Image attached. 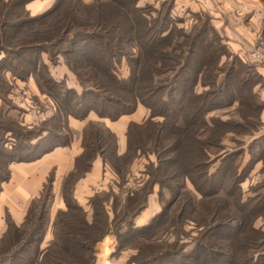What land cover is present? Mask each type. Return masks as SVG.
<instances>
[{
	"label": "trees",
	"instance_id": "16d2710c",
	"mask_svg": "<svg viewBox=\"0 0 264 264\" xmlns=\"http://www.w3.org/2000/svg\"><path fill=\"white\" fill-rule=\"evenodd\" d=\"M30 1L0 0V53H4L0 70L21 80L33 76L54 111L35 130L0 121V131L14 138L11 148L0 143V192L12 163L33 161L70 144L69 117L82 120L94 112L115 121L138 105L149 113L142 122L127 124L122 153L109 128L93 121L85 125L82 151L61 186L65 208L51 219L50 173L20 224L6 215L0 264H92L93 246L125 220L127 229L117 238L133 245L138 254H152L145 264H264V230L255 226L264 215V193L242 198L239 184L246 169L233 172L232 159L226 166H213L223 154L211 155L210 150L220 147L215 128L223 124L210 113L234 104L245 108L246 93H254L246 77L234 80L233 66L223 70L222 62L220 68L212 65L221 57L216 48L209 61L198 53L211 46L203 39L205 24L188 32L176 28L173 0L161 1L154 17L138 5L140 0H54L35 15L25 7ZM6 15L10 21L3 20ZM26 52L30 55L25 58ZM41 53L52 63L62 56L80 91L54 80ZM214 68L222 74L209 75ZM234 87L242 90L233 95ZM3 88L0 76V97ZM256 101L252 110L259 111L264 101ZM242 113L240 118L247 121ZM256 142L249 148H256ZM252 155L250 163L264 159V146ZM97 157L110 173L111 185L88 198V219L73 188ZM137 158L147 161L140 173L145 178L126 189L123 185L132 176L129 166ZM155 189L160 210L136 226L135 217L147 207ZM189 222L198 226L191 243L179 238ZM48 228L52 238L42 246ZM166 231H172L173 240H159Z\"/></svg>",
	"mask_w": 264,
	"mask_h": 264
},
{
	"label": "rangeland",
	"instance_id": "374dc122",
	"mask_svg": "<svg viewBox=\"0 0 264 264\" xmlns=\"http://www.w3.org/2000/svg\"><path fill=\"white\" fill-rule=\"evenodd\" d=\"M161 1L164 0H140L138 2V5L147 9L150 12L151 16L154 17L156 15L155 10L160 8L159 4ZM27 4L25 6L26 9L30 12L31 15H35L28 9ZM176 6L179 7L178 4ZM260 8L262 9H254V11L251 12L250 10H247L245 11V13H242L241 17H239V13L236 12V16H234L236 22L238 20L245 26V23H247V27H250L249 25L251 19V23H253V20L255 21L256 32L255 34L252 32V41H248L246 45L264 46V0H262V5ZM178 11L179 9L175 10V14L171 15L172 21L178 29H182L183 31L188 32L195 26L205 24V33L203 39H206V44L211 43V46H207L205 49L198 50V53H200L203 59L209 61L212 56L211 49L216 48V54H218V56L221 55V57L219 63L215 62L212 63V65L216 64V66L220 68L219 66L222 62L223 64L221 66V69L223 70H225L229 66H233L232 76H234V80L239 77H246L248 79L247 85L250 87L252 86V93H254V95L246 93V100L248 101L246 102L247 107L245 106V108L237 109L236 104H234L231 106L216 109L210 113V116L218 117L223 123L219 127L215 128L218 136H220V147H212L210 150L212 152L211 155H214L215 153L217 155L223 154L221 161L217 160V162L215 163V165L213 164V166H217L219 163L223 164V166H226V164L229 163L232 159L231 162H233L234 166L232 170L233 172L241 173L243 169H246L244 173V179L239 184V188L242 192V198L245 199L247 197H253L264 193V159L257 162H249L250 156H253V152H257L258 146H264V137L260 138V136L264 134V107H262V109L259 111L252 110L253 106L257 102L256 100L260 101V103L264 101V65L249 60L246 51V45L239 49L238 53L235 52L227 42V38L224 33L225 31H223L224 27H219L212 21V15L208 10H198L195 13H187L183 10L179 12ZM224 19L227 21L226 17ZM3 20L10 21V19H8V15H6ZM27 55H30V53L26 52L23 57L26 58ZM34 55H31L30 58H33ZM40 56L42 58V61L46 64L50 75L54 80H64L66 85L70 88H74V85H76V87L78 86L75 76L64 64V59L62 56H58L56 58V63H52L45 53H41ZM238 56L242 57L243 60L240 61L239 59H237L236 57ZM3 57L4 53L2 52L0 53L1 64L4 62V59H2ZM9 58L10 57L6 55V59L9 60ZM120 73L124 75L125 70L121 69ZM206 74H208V72ZM212 74L220 75L222 73H220V71H216L214 68V70H210L209 75ZM0 76L3 79V89L5 90L2 92V95L0 97V121L15 123L22 126L24 125L25 127L29 128L33 127L31 130L37 129L40 126L41 122L49 117L54 111L53 103L50 98H48L45 93H42L39 90L33 76H29L25 78V80H21L18 77L13 76L7 70H0ZM76 87L74 89L80 91V87ZM239 90L241 91L242 88L239 89L234 87L232 89L233 95L234 92L238 94ZM224 96L225 94H223L221 100L224 99ZM240 113H242V116L246 117L247 121L240 118ZM0 132L1 145H3V147L7 149L11 148L12 143L14 142L13 136L6 131ZM255 139L257 140L255 144L256 148H249V145L252 141L254 142ZM249 152L251 153L249 154ZM223 160L225 161V163ZM146 163L147 161L143 158H137L133 161V163L129 166V169H131L132 171V176L129 177L128 181L123 185L124 188H133V186L135 185V181L145 178V176L141 175L140 173L141 170L144 169V165ZM248 167L249 169H247ZM110 176V173L105 170L103 175L104 180L102 178V182L104 183L101 186H104L106 190L108 189L107 184L108 186L111 185ZM188 185L192 190L191 185L189 183ZM112 186L117 191L115 185L113 184ZM100 191H98L97 193H100ZM101 192H103V190ZM153 195L154 202H150L147 209H143V211L139 213L141 215L139 216L137 221L145 220V223H147L149 219L156 213V211L160 210L156 192ZM120 210H122V208H120ZM110 215H112L111 212ZM255 224L256 227H261V229L264 230V215L258 217L255 220ZM127 226V220L122 221L116 227H113L111 232L106 234L110 238H114V240L111 241L108 247L104 248L103 252H97L96 246L98 245V243L93 246L96 260L92 264H100L102 259L106 256L112 257L114 264H145L150 261L149 257H151L152 254L146 253L147 251L138 254L139 251L136 250L133 245L121 243L120 239L117 238V235L123 234L126 231ZM183 228L184 231L179 238L183 240V242L191 243L192 239L197 236L198 226H195L193 223L189 222V224H184ZM159 238V240L167 239L171 241L174 239V235H172V231H166L162 233ZM134 255L138 256L134 258ZM141 258H145V260L138 262Z\"/></svg>",
	"mask_w": 264,
	"mask_h": 264
},
{
	"label": "crops",
	"instance_id": "0c3cea01",
	"mask_svg": "<svg viewBox=\"0 0 264 264\" xmlns=\"http://www.w3.org/2000/svg\"><path fill=\"white\" fill-rule=\"evenodd\" d=\"M54 0H33L27 4L28 9L34 14L41 13L47 9ZM90 2L92 0H83ZM178 4L179 7L176 5ZM262 0H173L171 15L175 14V10H183L185 12H197L198 10H208L211 13L212 21L219 27L222 26L230 47L238 53L239 49L244 47L247 42H251L255 34V21L251 19L250 27H247L238 20L235 21L234 16L238 12L241 17L242 13L254 9L261 10ZM178 11V12H179ZM184 13V12H183ZM248 13V12H247ZM227 18V21L224 19ZM250 21V20H249ZM249 30V31H248ZM231 43V44H230ZM263 70V69H262ZM73 86V85H72ZM74 88L76 85L73 86ZM78 88V86L76 87ZM148 109L142 105H138L134 112L120 116L117 120L111 121L107 118H100L94 112H90L84 119H76L69 117L68 127L72 134L71 142L68 146H59L44 154L41 158L28 161L16 162L10 165V176L8 180L2 183L0 192V237L6 229V215L15 224H20L26 214L30 201L38 197L43 184L47 181L48 175H53V200L50 208V217L54 215L58 209H64L65 205L61 195V186L64 178L73 169L74 158L82 151L81 140L82 131L89 121L97 122L109 128L117 137L118 153H122L126 146L125 131L127 124L131 121L140 123L148 116ZM104 168L100 158H96L92 163L91 170L84 177L76 182L73 188V196L80 206L88 213L90 219V207L88 198L95 192L106 190L101 186L102 178L104 180ZM111 178V176H110ZM107 184V188H108ZM154 190L148 197L147 207L150 202H154ZM147 207L145 209H147ZM158 211V210H157ZM156 211V212H157ZM141 214L135 217V225H142L146 221H137ZM149 218V217H146ZM52 238L51 228H48L44 236L42 246ZM114 238L106 235L96 246L97 252H103Z\"/></svg>",
	"mask_w": 264,
	"mask_h": 264
},
{
	"label": "built area",
	"instance_id": "2783aa9c",
	"mask_svg": "<svg viewBox=\"0 0 264 264\" xmlns=\"http://www.w3.org/2000/svg\"><path fill=\"white\" fill-rule=\"evenodd\" d=\"M246 51L249 60L264 65V46L246 45ZM100 264H114V262L109 256H106L102 259Z\"/></svg>",
	"mask_w": 264,
	"mask_h": 264
}]
</instances>
